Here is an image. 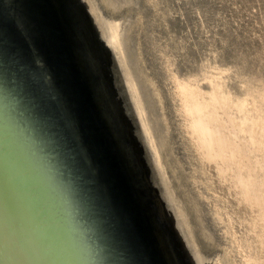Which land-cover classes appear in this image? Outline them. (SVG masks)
<instances>
[{"label": "water", "instance_id": "1", "mask_svg": "<svg viewBox=\"0 0 264 264\" xmlns=\"http://www.w3.org/2000/svg\"><path fill=\"white\" fill-rule=\"evenodd\" d=\"M116 1L0 0V264L225 263L151 148L140 10Z\"/></svg>", "mask_w": 264, "mask_h": 264}, {"label": "rangeland", "instance_id": "2", "mask_svg": "<svg viewBox=\"0 0 264 264\" xmlns=\"http://www.w3.org/2000/svg\"><path fill=\"white\" fill-rule=\"evenodd\" d=\"M136 3L140 16L129 32L137 41L139 79L154 78L155 105L148 110L157 157L171 162L179 185L184 178L193 204L199 208L201 202L212 218L210 233L221 241L224 264H264V0ZM192 70L198 75L188 73ZM173 79L198 89L196 103L207 108L193 113L195 120L201 112L211 113L197 138L186 132L190 115L182 110V98L172 93ZM153 107L167 116L162 118L164 139Z\"/></svg>", "mask_w": 264, "mask_h": 264}, {"label": "bare ground", "instance_id": "3", "mask_svg": "<svg viewBox=\"0 0 264 264\" xmlns=\"http://www.w3.org/2000/svg\"><path fill=\"white\" fill-rule=\"evenodd\" d=\"M105 2H109V3H112V4H114V5H116L117 4V1L116 0H104ZM118 1H122V0H118ZM143 2V1H142ZM144 16V15H143ZM138 25V24H137ZM140 25V24H139ZM134 26H135V24H134ZM139 29V28H138ZM133 30V29H132ZM145 31V30H144ZM135 33V32H134ZM137 33V32H136ZM141 33V32H140ZM144 34V33H143ZM141 36V35H140ZM142 39V38H141ZM146 40V39H145ZM137 42V41H136ZM142 45V44H141ZM137 48V47H136ZM140 48H141V46H140ZM135 51H136V53H135V55H136V58L137 59H135V57H133V56H129V58H130V60H133V62L135 63V62H137L138 64L140 63V61L138 60L139 59V57H138V52H137V49H135ZM140 54V53H139ZM125 58L127 59V57H126V55H125ZM132 62V61H131ZM127 65H129V62H128V60H127ZM141 65H142V67H144V70L145 69H147L146 67H145V65H144V60H143V58H141ZM128 68L130 69V67L128 66ZM137 68H138V70L140 69V64L137 66ZM180 68V67H179ZM141 70V69H140ZM139 70V71H140ZM188 73H191V74H195V75H198V73L197 72H195V71H188ZM150 75V74H149ZM148 74H147V76H145L144 78H141L140 79V83H141V85L142 86H144V89H145V91L147 92V94L149 93V98H147V100H146V105H147V107H149L150 105L152 106H154L155 104H154V100H153V98H152V94H151V90H150V85H152L153 84V79L149 76ZM164 75V74H163ZM173 75V74H172ZM191 77V76H190ZM172 78V76L170 77V79ZM189 78V77H188ZM169 79V80H170ZM194 79H195V77H194ZM174 80V79H173ZM190 80H193L192 78L190 79ZM196 80V79H195ZM188 81V80H187ZM199 81V80H198ZM171 82H172V80H171ZM174 82H175V85L174 86H172L173 88L172 89H174L173 91H172V93L175 95L174 97H176V96H179L180 98H182V103H183V109L182 110H184V112L186 111L187 112V114H189L190 116H188L187 118H186V123H187V125H185V122H184V126L187 128L186 129V132L187 133H189V136H190V134H193V136L195 135V134H198V132H200V130L203 128V124H204V120H207L208 118L209 119H211L210 117H209V115L211 114H209L208 113V111H207V113L205 112L204 114L205 115H203V113L201 112V119H198V120H195L193 117H192V115H193V113H195V112H200V111H205V109L207 108L206 106H200L199 107V105L198 104H201V102L200 103H196V101L198 100V98H200L199 96H198V92H197V88L196 87H193L194 85V83H191V86L190 85H186L185 83H182V82H180L179 80H174ZM174 82H172V84L174 83ZM190 82V81H189ZM193 82V81H192ZM196 82H197V80H196ZM152 83V84H151ZM188 84V83H187ZM198 84V83H197ZM197 84L195 83V85L197 86ZM157 85V84H156ZM193 85V86H192ZM156 90V88H154V91ZM133 92V91H132ZM155 93V92H154ZM157 96H158V98H159V100H157V101H160V103H161V105H162V108H163V110H165L164 109V102H163V99H162V95H161V92L159 91V89H157L156 90V93H155ZM133 95H134V93H133ZM178 97V98H179ZM203 99V98H202ZM175 100V99H174ZM176 100H177V97H176ZM181 100V99H180ZM192 101L194 102V103H192ZM181 103V104H182ZM180 104V105H181ZM202 105H205V104H202ZM225 105V104H224ZM197 106V107H196ZM182 107V106H181ZM196 107V108H195ZM178 108H179V106H178ZM153 110H154V112H155V119L157 120V121H159V125H160V135H159V138L160 139H162V137L164 136L165 137V134H164V124H163V120H162V118H164V120H166V118H167V116L165 115V114H163V117L161 116V113L160 112H157V109L156 108H154L153 107ZM180 110H181V108H180ZM181 110V111H182ZM198 110H200V111H198ZM184 114V113H183ZM206 114H208V116H206ZM186 115V114H185ZM184 116V115H183ZM211 116V115H210ZM201 122H200V121ZM203 120V121H202ZM169 123V122H168ZM156 124H158L157 122H156ZM183 124V123H182ZM216 125V124H215ZM181 126V125H180ZM166 127V126H165ZM215 127V126H214ZM185 129V128H184ZM208 129H210L209 128V126H208ZM183 130V129H182ZM207 131V130H206ZM197 132V133H196ZM147 134V137H148V139H149V142H150V144H151V148L153 149V151H154V154H155V156L157 157V154H156V149H155V146H154V142H153V134H151V132H150V129L147 127V132H146ZM166 133V132H165ZM186 133V134H187ZM202 133H203V131H202ZM215 133V132H214ZM219 133V132H218ZM221 133V132H220ZM182 134V133H181ZM209 134H211L212 135V133H210L209 132ZM222 134V133H221ZM230 134V133H229ZM163 135V136H162ZM168 135H169V133H168ZM182 136H184L183 134H182ZM189 136H187V137H189ZM199 136V135H198ZM214 136V135H213ZM212 136V137H213ZM220 136H222V135H220ZM164 137H163V139H164ZM194 137H196V136H194ZM210 137V136H209ZM223 137V136H222ZM197 138V137H196ZM199 138H200V136H199ZM225 138V137H224ZM223 138V139H224ZM232 138V137H231ZM207 139H209V138H207L206 136H205V141H207ZM233 139V138H232ZM192 140H194L193 138H192ZM198 140V139H197ZM211 140V139H210ZM196 141V140H195ZM201 142V141H200ZM224 143H225V139H224ZM206 144V143H205ZM214 144V143H213ZM212 144V145H213ZM209 146V145H208ZM203 148V147H202ZM204 148H206V146L204 145ZM215 148V147H214ZM203 150V149H202ZM205 150V149H204ZM215 150V149H214ZM156 151V152H155ZM174 152V151H173ZM207 152V151H206ZM210 151L208 150V153H209ZM176 153V152H175ZM213 153V152H212ZM217 153V152H216ZM214 154V153H213ZM217 156V155H216ZM166 157V156H165ZM168 157V156H167ZM178 157V156H177ZM218 157V156H217ZM176 158V157H175ZM212 158V157H211ZM225 158V157H224ZM167 159V158H166ZM177 159V158H176ZM215 159V158H214ZM176 161V160H175ZM178 161V160H177ZM180 161V160H179ZM159 163H160V161H159ZM169 163V162H168ZM176 163H178V162H176ZM180 164H181V162H180ZM162 166V165H161ZM181 166V165H180ZM172 167V166H171ZM182 168V167H181ZM174 171V170H173ZM183 171V170H182ZM178 179V178H177ZM242 190V189H241ZM231 191V190H230ZM245 194V193H244ZM237 195V194H236ZM247 196V195H246ZM196 200V199H195ZM197 202V201H196ZM196 206V205H195Z\"/></svg>", "mask_w": 264, "mask_h": 264}]
</instances>
